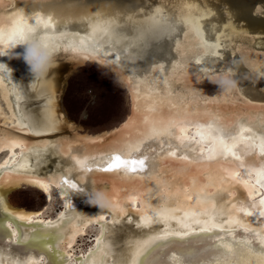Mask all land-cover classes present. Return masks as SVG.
Listing matches in <instances>:
<instances>
[{"label": "bare ground", "instance_id": "obj_1", "mask_svg": "<svg viewBox=\"0 0 264 264\" xmlns=\"http://www.w3.org/2000/svg\"><path fill=\"white\" fill-rule=\"evenodd\" d=\"M263 9L264 0H0V25L20 10L50 17L55 47L42 78L22 57H0V264H264ZM85 62L126 89L129 112L107 130L81 131L60 105L61 63ZM210 128L241 137L232 153L209 146ZM140 154L143 171L101 170ZM21 185L59 209L11 204ZM93 192L102 210L87 203Z\"/></svg>", "mask_w": 264, "mask_h": 264}, {"label": "rangeland", "instance_id": "obj_2", "mask_svg": "<svg viewBox=\"0 0 264 264\" xmlns=\"http://www.w3.org/2000/svg\"><path fill=\"white\" fill-rule=\"evenodd\" d=\"M261 14L264 16V9L260 11V17ZM61 92L60 105L66 117L81 131L107 130L129 112V100L124 90L93 64L77 65ZM7 200L13 205L41 210L50 216L59 209L56 199L48 200L42 192L27 185L13 189Z\"/></svg>", "mask_w": 264, "mask_h": 264}, {"label": "clouds", "instance_id": "obj_3", "mask_svg": "<svg viewBox=\"0 0 264 264\" xmlns=\"http://www.w3.org/2000/svg\"><path fill=\"white\" fill-rule=\"evenodd\" d=\"M49 19L50 17L40 12L25 13L20 10L19 16L7 26L0 25V57H22L33 78L46 76L55 66V47L49 32ZM18 47H23L22 54L14 51ZM232 83L231 80H222L218 86L227 88ZM85 196L90 206L100 210L107 206L102 193H85Z\"/></svg>", "mask_w": 264, "mask_h": 264}, {"label": "snow or ice", "instance_id": "obj_4", "mask_svg": "<svg viewBox=\"0 0 264 264\" xmlns=\"http://www.w3.org/2000/svg\"><path fill=\"white\" fill-rule=\"evenodd\" d=\"M0 68H3L0 66ZM198 128L201 126L197 125ZM210 131L214 132V135L210 136L208 139V144L213 150H218L223 154L224 152L232 153L233 148L236 147L237 142L240 141L241 137L237 134L233 133H223L218 130H213L210 128ZM198 135L203 136L204 133L200 132ZM199 143V141H197ZM167 146V144H166ZM151 148V146H149ZM262 148H264V145H262ZM153 151L155 149H152ZM199 150V149H198ZM262 155H264V152H262ZM149 159V157L140 154L137 156H133L129 159H124L120 155H115L112 156L110 159L105 161L107 164V167L102 168V171H114V170H119V169H124L125 171H131V172H136V171H143L145 168V163L146 160ZM236 159H239V157H236ZM76 163L80 166L85 165L87 162L86 161H76ZM139 166V169L137 168ZM87 170H91L88 168ZM261 174L264 175V167L261 168ZM264 183V180L261 181ZM66 184H69L70 186L74 187L75 185H71L69 181H65ZM260 204L262 207H264V200L260 201ZM243 208V206H240ZM264 215V212L261 213ZM101 219H103V216H101Z\"/></svg>", "mask_w": 264, "mask_h": 264}, {"label": "water", "instance_id": "obj_5", "mask_svg": "<svg viewBox=\"0 0 264 264\" xmlns=\"http://www.w3.org/2000/svg\"><path fill=\"white\" fill-rule=\"evenodd\" d=\"M255 17V16H253ZM87 64H93L96 65L97 67L101 68L102 70H104L112 79H114L116 81V83L124 90L126 97H127V93H126V89L125 86L122 84L121 80L119 79V76L116 75L110 68L99 65L97 63H92V62H86ZM83 63V64H86ZM76 66L70 64V63H61V75L64 77V86L67 83L68 78L71 76V74L73 73L74 69Z\"/></svg>", "mask_w": 264, "mask_h": 264}]
</instances>
